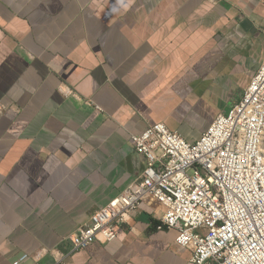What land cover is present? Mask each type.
Listing matches in <instances>:
<instances>
[{"label":"crops","instance_id":"crops-1","mask_svg":"<svg viewBox=\"0 0 264 264\" xmlns=\"http://www.w3.org/2000/svg\"><path fill=\"white\" fill-rule=\"evenodd\" d=\"M263 59L264 0H0V264H187L148 204L61 257L144 171L133 134L198 140Z\"/></svg>","mask_w":264,"mask_h":264},{"label":"built area","instance_id":"built-area-1","mask_svg":"<svg viewBox=\"0 0 264 264\" xmlns=\"http://www.w3.org/2000/svg\"><path fill=\"white\" fill-rule=\"evenodd\" d=\"M259 102H264V59L241 100L198 140H187L164 122L133 134L144 171L68 237L72 249L61 260L96 241L115 240L121 226L148 204L162 208L158 229L177 231L176 243L191 253L187 264H264V173L253 147L263 122L256 113ZM28 259L24 254L12 264Z\"/></svg>","mask_w":264,"mask_h":264},{"label":"bare ground","instance_id":"bare-ground-1","mask_svg":"<svg viewBox=\"0 0 264 264\" xmlns=\"http://www.w3.org/2000/svg\"><path fill=\"white\" fill-rule=\"evenodd\" d=\"M256 113H262V123H258V131L253 136V147H254V154L255 157L258 159V171L260 173H264V102H259L256 105Z\"/></svg>","mask_w":264,"mask_h":264},{"label":"trees","instance_id":"trees-1","mask_svg":"<svg viewBox=\"0 0 264 264\" xmlns=\"http://www.w3.org/2000/svg\"><path fill=\"white\" fill-rule=\"evenodd\" d=\"M154 224H155L154 226L157 227V226H159V225L161 224V221H160V220H159V221H158V220H155V221H154Z\"/></svg>","mask_w":264,"mask_h":264},{"label":"rangeland","instance_id":"rangeland-1","mask_svg":"<svg viewBox=\"0 0 264 264\" xmlns=\"http://www.w3.org/2000/svg\"><path fill=\"white\" fill-rule=\"evenodd\" d=\"M188 124H185V126H187Z\"/></svg>","mask_w":264,"mask_h":264}]
</instances>
